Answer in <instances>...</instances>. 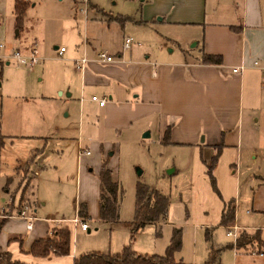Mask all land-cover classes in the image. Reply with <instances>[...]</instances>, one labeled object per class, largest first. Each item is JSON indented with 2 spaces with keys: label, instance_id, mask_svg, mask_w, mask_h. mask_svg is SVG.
Returning <instances> with one entry per match:
<instances>
[{
  "label": "crops",
  "instance_id": "0c3cea01",
  "mask_svg": "<svg viewBox=\"0 0 264 264\" xmlns=\"http://www.w3.org/2000/svg\"><path fill=\"white\" fill-rule=\"evenodd\" d=\"M30 4L35 5L29 0L28 7ZM89 4L96 11L90 19H85L81 39L76 32L70 33L67 45H61L65 46L61 54L59 49L56 52L37 49L40 56L37 63L41 62L44 71L49 70L48 81L41 92L30 97L44 103L55 100L68 109L65 115L74 110L78 119L77 137L67 136L55 116L43 115L40 123H30L35 134H9L36 136L35 141L41 146L31 150L30 163L24 160L18 163L19 183L14 190L17 198L23 196V204L33 218L30 221L25 217L7 218L0 228L1 249L27 263L73 264L76 255L71 243L72 225L69 254L33 255L29 253L31 243L49 236L52 227L63 219L81 217L79 203L86 205L90 217H99L97 175L106 152L111 154L117 147L108 135L120 134V129L138 117L158 115L162 119L159 129L164 135L170 115L175 121L169 131L173 141L235 149L239 161L241 151L254 152L251 137L256 140L258 135V147L264 148V0H139L134 14ZM92 24L98 26L97 33L89 30ZM20 28L21 25L17 34ZM127 35L133 37V42L126 48ZM111 36L114 43L107 42ZM137 37L147 40L141 43ZM32 46L37 47L36 41L25 40L13 49L27 52ZM101 49L112 54L114 60H96L95 54ZM8 51H3L5 56ZM203 53L219 54L221 63L202 62ZM82 55L89 60L83 69H77L73 61ZM9 56L6 64L10 63ZM238 65L243 68L233 72L232 67ZM91 95L106 96V101L100 105ZM100 131H104L106 138L95 136ZM85 134L90 135L85 137ZM60 140L67 142L65 147L56 144ZM69 151L75 170L68 177L74 179L75 190L68 213V208L59 211L48 205V190L53 191L59 184L57 189H61L62 179L55 182L44 179L43 175L52 170L61 172ZM92 151L101 154L94 157ZM51 154L56 157L54 164L49 161ZM21 165H26L31 174L25 192L18 170ZM254 177L256 184L246 193V212L264 222V173ZM112 178L116 180L113 170ZM10 189V185L3 186L5 202L10 198ZM235 223L233 217L227 224ZM243 230L250 234L257 232L264 242L261 227L251 225V230ZM251 243V247L262 249L256 246V240ZM261 251L263 255L264 250Z\"/></svg>",
  "mask_w": 264,
  "mask_h": 264
},
{
  "label": "rangeland",
  "instance_id": "374dc122",
  "mask_svg": "<svg viewBox=\"0 0 264 264\" xmlns=\"http://www.w3.org/2000/svg\"><path fill=\"white\" fill-rule=\"evenodd\" d=\"M30 2L35 5L30 4L26 10V16L20 24L22 28L17 34L16 30L20 25L15 20L13 1L0 0V43L3 44L0 48V203H4L7 198L3 193V186L7 184L11 188V206L23 205L25 201L24 198H17L18 194L14 191L19 183L17 165L21 160L30 163L33 158L31 150L41 146L39 143V146L37 145L36 136L14 137L9 134H35L36 131L30 123H40L43 115L46 118L55 116L67 136L77 137L78 119L74 110L70 115H65L64 111L68 109L55 100L44 103L39 99L30 98L33 94L41 92L48 81L49 70L44 71L41 62L27 67L9 58L10 63L6 64L7 56L14 47H19L25 40L36 41L38 50L44 48L56 52L61 45H67L70 33L76 32L80 39L83 37L85 19H90L96 11V8L91 9L88 4L84 14L78 9L80 5L83 6L78 0L75 4L73 0ZM89 2L114 12L128 14H134L139 8V0ZM93 22L95 21L89 23ZM89 30L97 33L98 26L92 24ZM139 31L142 33V30ZM137 38L141 43L147 40ZM107 42L114 43V38L107 37ZM169 42L174 43L173 40ZM54 45H58V48L54 49ZM6 50L9 51L5 56L3 51ZM161 121L158 115L141 116L131 121L129 126L120 129V134L108 135V138L117 144L115 152H106V158L111 162L114 176L122 189L118 220L108 222L102 221L98 216H91L89 219L80 217L89 225V230H81L79 225L72 224L70 218L63 219L56 226L72 225L71 243L75 255L90 251L114 253L120 251L123 245H129L141 254H163L172 240L175 228H179L180 246L173 252L177 260L202 264L213 246L220 248L219 260L222 264H264V254L251 252L252 249L258 250L251 247L252 243L242 246H250L247 250L235 246L236 240L245 232L243 229L251 230V225L261 227V235L264 238V222L246 212V193L256 184L255 174L264 173V148L258 147V135L256 140L251 137L254 152L249 154L241 151L242 160L239 161L235 149L204 146V143L201 146L175 142L171 139L170 132L168 139L163 140L164 135L159 129ZM174 122L172 116H167L170 128ZM87 135L90 134H85V137ZM95 136L102 140L107 135L100 131ZM201 136L202 134L199 140ZM262 139L264 140V129ZM61 141L56 144L65 147L67 142ZM92 152L94 157L101 154ZM55 160L56 157L51 154L49 161L54 164ZM25 166L21 165V170L18 169L23 186L29 183L31 177ZM74 170V159L69 151L61 172L52 170L43 175L44 179L58 182L59 178L63 182L61 189H57L59 184L53 191L51 188L48 190L49 206L52 205L59 211L63 208H68V213L71 211L69 204L75 190V181L69 179L68 174ZM138 183H146L167 195L169 204L165 217L155 222H147L135 231L133 226ZM228 205L234 207V220L239 227L237 238L227 235L229 225L222 222V211ZM248 209L251 212V209Z\"/></svg>",
  "mask_w": 264,
  "mask_h": 264
},
{
  "label": "trees",
  "instance_id": "16d2710c",
  "mask_svg": "<svg viewBox=\"0 0 264 264\" xmlns=\"http://www.w3.org/2000/svg\"><path fill=\"white\" fill-rule=\"evenodd\" d=\"M14 15L17 24H21L29 0H13ZM201 60L204 63H221V56L213 53H203ZM170 126L166 127L163 140L169 136ZM32 158V156H31ZM108 158H104L98 172L100 182L99 218L102 221L118 220V205L122 189L118 182L112 178V170L108 166ZM25 184L22 191L27 189ZM14 198V197H13ZM23 196L20 197V200ZM169 199L167 195L146 183H138L136 186L135 219L133 230L141 228L147 222H155L167 214ZM78 214L81 218L89 219L86 205L79 203ZM234 217V207L228 205L222 211V222L227 224ZM4 219H0V228ZM256 240V246L264 250V242L259 238L257 232L252 234L242 232L235 246L242 247ZM180 246V229L175 228L170 244L163 254H141L129 245H123L122 249L114 253L101 251H90L76 255L73 264H191L183 260L175 259L173 252ZM70 228L67 224L53 226L51 233L46 237L35 239L30 246L29 253L37 256L66 255L70 253ZM220 248L210 247L207 258L202 264H222L219 260ZM0 264H37L27 263L12 257L11 252L0 247Z\"/></svg>",
  "mask_w": 264,
  "mask_h": 264
},
{
  "label": "built area",
  "instance_id": "2783aa9c",
  "mask_svg": "<svg viewBox=\"0 0 264 264\" xmlns=\"http://www.w3.org/2000/svg\"><path fill=\"white\" fill-rule=\"evenodd\" d=\"M83 6H79V10H81L84 14L87 12V7L89 4V0H78ZM133 42V37L130 35L125 36L124 38V47H129L130 44ZM3 44L0 43V48ZM65 47L61 46L58 50V54H61L64 51ZM10 58L14 59L19 64H22L27 67H33L40 59L38 54V50L36 46H32L27 52H22L19 49H14L10 53ZM95 59L98 61H113L114 56L104 50H99L96 52ZM89 58L86 55H82L74 59V65L77 69H83L88 62ZM243 68V65L233 66V72H239ZM91 99L96 100L100 105H103L106 101V96L98 97L97 95H91ZM11 197L4 203H0V219H7L13 217H25L29 221L33 218V216L29 213L26 204L20 206H11L10 204ZM70 221L74 226L79 225L81 229L89 228V225L86 220L81 219L78 215L70 218ZM30 224V223H29ZM238 226L236 224H232L228 227L227 235L233 236L237 238L238 236ZM252 253H259L262 254V251H258L252 249Z\"/></svg>",
  "mask_w": 264,
  "mask_h": 264
},
{
  "label": "water",
  "instance_id": "95a60500",
  "mask_svg": "<svg viewBox=\"0 0 264 264\" xmlns=\"http://www.w3.org/2000/svg\"><path fill=\"white\" fill-rule=\"evenodd\" d=\"M201 138L203 139V136ZM88 230H89V228H88Z\"/></svg>",
  "mask_w": 264,
  "mask_h": 264
}]
</instances>
